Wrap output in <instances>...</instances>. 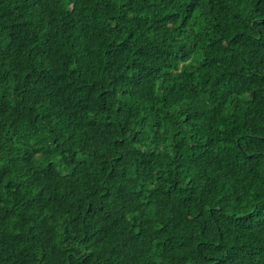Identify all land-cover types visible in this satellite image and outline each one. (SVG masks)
Returning <instances> with one entry per match:
<instances>
[{
    "label": "trees",
    "instance_id": "16d2710c",
    "mask_svg": "<svg viewBox=\"0 0 264 264\" xmlns=\"http://www.w3.org/2000/svg\"><path fill=\"white\" fill-rule=\"evenodd\" d=\"M0 264H264V0H0Z\"/></svg>",
    "mask_w": 264,
    "mask_h": 264
}]
</instances>
